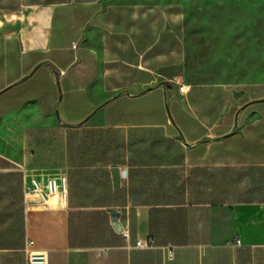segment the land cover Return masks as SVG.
I'll use <instances>...</instances> for the list:
<instances>
[{"label":"crops","instance_id":"1","mask_svg":"<svg viewBox=\"0 0 264 264\" xmlns=\"http://www.w3.org/2000/svg\"><path fill=\"white\" fill-rule=\"evenodd\" d=\"M183 23L175 4L0 0V158L23 175L24 264L27 239L47 264H264V80L190 77ZM217 172L247 176L240 198L218 200Z\"/></svg>","mask_w":264,"mask_h":264},{"label":"rangeland","instance_id":"2","mask_svg":"<svg viewBox=\"0 0 264 264\" xmlns=\"http://www.w3.org/2000/svg\"><path fill=\"white\" fill-rule=\"evenodd\" d=\"M117 1L181 7L187 73L196 81L234 84L264 80V0ZM180 175L188 186L192 175ZM232 176L224 177L219 172L211 175L220 182L218 200L240 198L245 190L247 176ZM192 189L190 184L188 192Z\"/></svg>","mask_w":264,"mask_h":264},{"label":"trees","instance_id":"3","mask_svg":"<svg viewBox=\"0 0 264 264\" xmlns=\"http://www.w3.org/2000/svg\"><path fill=\"white\" fill-rule=\"evenodd\" d=\"M23 175L0 158V264H24Z\"/></svg>","mask_w":264,"mask_h":264},{"label":"built area","instance_id":"4","mask_svg":"<svg viewBox=\"0 0 264 264\" xmlns=\"http://www.w3.org/2000/svg\"><path fill=\"white\" fill-rule=\"evenodd\" d=\"M183 87H180L182 90ZM39 193L38 185L35 181H31V183L24 186V194L28 196L31 193ZM56 192V181L48 180L47 182V193L52 194ZM125 237H129L128 233L123 231ZM136 245L139 247H148L149 241H137ZM24 253L26 264H47L46 256L44 252L38 249L32 239H27L25 241ZM171 255V254H170Z\"/></svg>","mask_w":264,"mask_h":264},{"label":"water","instance_id":"5","mask_svg":"<svg viewBox=\"0 0 264 264\" xmlns=\"http://www.w3.org/2000/svg\"><path fill=\"white\" fill-rule=\"evenodd\" d=\"M112 177H113V180H114V184L116 187L119 186V180H120V175H119V171L117 168H113L112 169ZM109 215H110V221L114 227V229L117 231V232H121L122 231V226L119 222V219H120V211L118 210H115V209H111L109 210Z\"/></svg>","mask_w":264,"mask_h":264}]
</instances>
